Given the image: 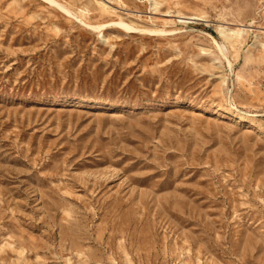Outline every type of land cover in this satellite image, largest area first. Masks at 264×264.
<instances>
[{
  "label": "rangeland",
  "instance_id": "obj_1",
  "mask_svg": "<svg viewBox=\"0 0 264 264\" xmlns=\"http://www.w3.org/2000/svg\"><path fill=\"white\" fill-rule=\"evenodd\" d=\"M56 2L0 0V264H264V0Z\"/></svg>",
  "mask_w": 264,
  "mask_h": 264
},
{
  "label": "bare ground",
  "instance_id": "obj_2",
  "mask_svg": "<svg viewBox=\"0 0 264 264\" xmlns=\"http://www.w3.org/2000/svg\"><path fill=\"white\" fill-rule=\"evenodd\" d=\"M46 1H48V3H51V4L55 5V6H58V8L60 7L61 9H63L64 11H66L68 14H72V16H75V15H73V12L71 10L67 9L66 7H64V5L62 3L60 4L59 2H56V0H46ZM103 6H104L105 9L107 8L106 5L103 4ZM75 18H77V17H75ZM117 23L119 25H127L126 23H124V21H120V22L117 21ZM91 26L94 29L99 30L104 25H91ZM127 26H129V25H127ZM162 32H164V31H162Z\"/></svg>",
  "mask_w": 264,
  "mask_h": 264
}]
</instances>
